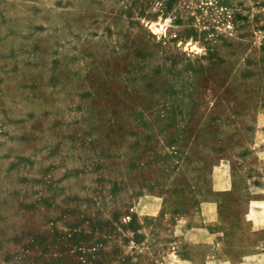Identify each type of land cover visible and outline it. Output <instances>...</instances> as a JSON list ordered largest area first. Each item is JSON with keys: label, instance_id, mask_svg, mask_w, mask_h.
Wrapping results in <instances>:
<instances>
[{"label": "rangeland", "instance_id": "1", "mask_svg": "<svg viewBox=\"0 0 264 264\" xmlns=\"http://www.w3.org/2000/svg\"><path fill=\"white\" fill-rule=\"evenodd\" d=\"M0 264H264V0H0Z\"/></svg>", "mask_w": 264, "mask_h": 264}]
</instances>
